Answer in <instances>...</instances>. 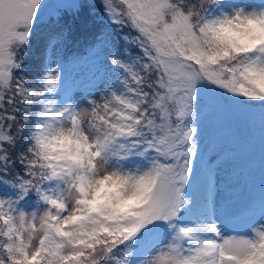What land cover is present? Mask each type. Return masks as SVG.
Listing matches in <instances>:
<instances>
[{"label": "snow or ice", "instance_id": "1", "mask_svg": "<svg viewBox=\"0 0 264 264\" xmlns=\"http://www.w3.org/2000/svg\"><path fill=\"white\" fill-rule=\"evenodd\" d=\"M46 3L0 0V264H264V191L200 146L220 109L264 117V4L100 0L135 35L69 96L66 33L25 72Z\"/></svg>", "mask_w": 264, "mask_h": 264}, {"label": "trees", "instance_id": "2", "mask_svg": "<svg viewBox=\"0 0 264 264\" xmlns=\"http://www.w3.org/2000/svg\"><path fill=\"white\" fill-rule=\"evenodd\" d=\"M70 11L65 8L49 13V20H46L38 31L36 43L39 45L38 51L31 58L32 62L25 64V71H28L30 75L40 68L48 37L57 33L67 34V39L55 52L57 60L65 65L63 72L71 71L82 64L91 66L101 59L105 45L108 44L111 49L115 47L120 50L125 47L120 36L135 35L127 27L121 32L116 26L110 24L104 17L100 4L96 12H93L90 6L84 12L82 8L77 10L73 8V11ZM94 45L97 46L98 55L93 53ZM130 50L133 55L138 52L134 46ZM71 61H78V63H71ZM221 110L222 113L218 120L219 132L229 134L228 149L239 154L240 163L242 152L249 154L256 148L264 150V117H261L259 112L250 116H240L225 109Z\"/></svg>", "mask_w": 264, "mask_h": 264}, {"label": "rangeland", "instance_id": "3", "mask_svg": "<svg viewBox=\"0 0 264 264\" xmlns=\"http://www.w3.org/2000/svg\"><path fill=\"white\" fill-rule=\"evenodd\" d=\"M244 2L256 7H259L261 4H264V0H244ZM99 4L100 0H47L46 11L48 15L51 12H58L60 9L65 8L71 11H73V8H76V10L82 8V12H84L88 9V6H90L91 8H93V12H96ZM46 20L49 19L46 18ZM42 25L37 29V32L33 38V42L30 47V52L26 57V63L32 62L31 58L34 57V53L38 51L39 45H36V43L38 31L41 29ZM110 50V46L108 44L105 45L102 49L103 56L100 60H102L107 54V52ZM54 57L57 60L56 54H54ZM99 61H97L98 63L95 62L91 66L82 64L76 66L71 71L62 72V75L64 76V94L70 96L73 93L75 94L76 92L82 93L83 89H94L100 86L102 82L105 87L108 86L110 81L103 80L102 73L98 72ZM25 72L28 73V71ZM28 74L30 75V73ZM76 99L79 101L80 96L76 95ZM221 113V109L216 111L208 118L203 120L201 124L200 146L202 149V154H204V149H208V154H211L213 151L217 153H224L228 158V166L230 170H233L239 174L241 180V187L246 189L248 192H251V194L256 200V206H260L261 193L262 191H264V150H262V148L257 150L258 148H256L251 150L252 152L248 154L249 172L245 175L248 186H245V179L242 175V168L240 167L241 165L239 162V154L233 150L228 149L227 142L229 134L227 132H224L225 134L219 132L220 129L218 125V120ZM189 191H191V189H189Z\"/></svg>", "mask_w": 264, "mask_h": 264}]
</instances>
